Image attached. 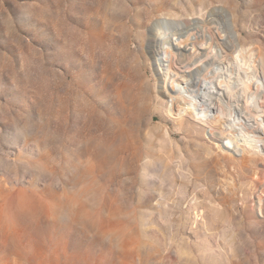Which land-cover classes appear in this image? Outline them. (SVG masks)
<instances>
[{"label": "rangeland", "instance_id": "rangeland-1", "mask_svg": "<svg viewBox=\"0 0 264 264\" xmlns=\"http://www.w3.org/2000/svg\"><path fill=\"white\" fill-rule=\"evenodd\" d=\"M228 16L264 75V0H0V264H264V160L170 116L157 59V19Z\"/></svg>", "mask_w": 264, "mask_h": 264}, {"label": "bare ground", "instance_id": "bare-ground-1", "mask_svg": "<svg viewBox=\"0 0 264 264\" xmlns=\"http://www.w3.org/2000/svg\"><path fill=\"white\" fill-rule=\"evenodd\" d=\"M230 20L227 33L194 24L197 19H157L155 25L171 26L157 38L162 88L170 116L214 121L215 138L226 150L257 162L264 160L263 62L258 56L245 65L236 60L241 44Z\"/></svg>", "mask_w": 264, "mask_h": 264}]
</instances>
